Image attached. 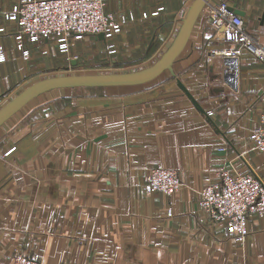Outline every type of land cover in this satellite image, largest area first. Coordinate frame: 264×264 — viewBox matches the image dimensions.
<instances>
[{
    "label": "crops",
    "instance_id": "obj_1",
    "mask_svg": "<svg viewBox=\"0 0 264 264\" xmlns=\"http://www.w3.org/2000/svg\"><path fill=\"white\" fill-rule=\"evenodd\" d=\"M227 1L264 41V0ZM17 3L0 0L7 54L0 108L26 82L79 68L81 44L103 47L114 63H155L191 4L106 0L121 29L105 39L72 37L65 47L55 34L19 46L17 23L7 17ZM230 48L213 36L202 10L171 65L152 79L54 88L4 121L0 264L18 250L41 251L44 264H264L263 217L251 216L246 241L236 243L226 220L199 205L197 190L222 168L254 169L264 178V152L250 138L264 111V62L223 53ZM47 53L53 63L42 60ZM153 166L176 169L184 185L171 195L147 191Z\"/></svg>",
    "mask_w": 264,
    "mask_h": 264
},
{
    "label": "built area",
    "instance_id": "obj_2",
    "mask_svg": "<svg viewBox=\"0 0 264 264\" xmlns=\"http://www.w3.org/2000/svg\"><path fill=\"white\" fill-rule=\"evenodd\" d=\"M183 1L189 5L193 0ZM203 13L213 36L233 44V48L223 53L237 59L250 53L264 62V41L247 30L243 16L231 10L227 0H209ZM7 17L17 23L15 37L19 46L26 39L38 41L55 34L62 45L68 47L72 37L100 32L108 35L118 32L123 23L106 10V0H18ZM4 31L5 28L0 27V33ZM6 58L5 50L0 48V62ZM250 138L252 147L264 152V111ZM13 150L14 147L6 154ZM182 185L184 182L176 169L153 166L148 170L147 191L171 195ZM197 192L199 205L213 220H226L229 239L233 242L246 241L251 216L264 218V178L254 169L222 168L217 171L215 180L200 187ZM1 264H44L43 254L41 251L24 253L18 250L11 262Z\"/></svg>",
    "mask_w": 264,
    "mask_h": 264
},
{
    "label": "water",
    "instance_id": "obj_3",
    "mask_svg": "<svg viewBox=\"0 0 264 264\" xmlns=\"http://www.w3.org/2000/svg\"><path fill=\"white\" fill-rule=\"evenodd\" d=\"M209 0H193L188 7L184 23L172 45L164 52L162 57L146 68L130 72H110L97 74H63L54 75L40 79L30 84L8 103L0 108V125L10 116L27 104L31 99L42 92L62 87H99L111 85H131L146 82L169 67L173 59L183 48L192 26L205 4ZM232 9V7H230ZM236 13H242L239 9H233ZM99 38L105 39V33L97 34ZM75 63V60L73 61Z\"/></svg>",
    "mask_w": 264,
    "mask_h": 264
},
{
    "label": "rangeland",
    "instance_id": "obj_4",
    "mask_svg": "<svg viewBox=\"0 0 264 264\" xmlns=\"http://www.w3.org/2000/svg\"><path fill=\"white\" fill-rule=\"evenodd\" d=\"M75 51L77 54V61L82 64L79 68L71 69L70 71H51L46 74H43L42 76H40V78L54 76V75H63L68 73L97 74V73H110V72H130V71L146 68L153 64V63H131V62L114 63L113 58L108 60H106L107 58L105 59V57H107L108 55L106 54L107 52L103 47H98L93 44L92 45L81 44L79 48L76 49ZM49 54L47 53L43 55L44 58H42V60H44V63H53L52 61L53 58ZM157 56L158 54L154 55L152 61L154 60V58L156 59ZM149 61H151V59ZM27 83L28 82L22 85L19 89H22L23 87L26 88L27 86H29Z\"/></svg>",
    "mask_w": 264,
    "mask_h": 264
}]
</instances>
